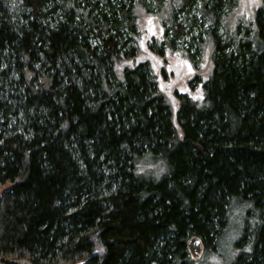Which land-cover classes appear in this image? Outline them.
Wrapping results in <instances>:
<instances>
[{
  "label": "trees",
  "instance_id": "obj_1",
  "mask_svg": "<svg viewBox=\"0 0 264 264\" xmlns=\"http://www.w3.org/2000/svg\"><path fill=\"white\" fill-rule=\"evenodd\" d=\"M230 2L0 0V259L203 264L187 240L213 253L236 220L232 264H264V4L165 81L192 57L176 14Z\"/></svg>",
  "mask_w": 264,
  "mask_h": 264
},
{
  "label": "rangeland",
  "instance_id": "obj_2",
  "mask_svg": "<svg viewBox=\"0 0 264 264\" xmlns=\"http://www.w3.org/2000/svg\"><path fill=\"white\" fill-rule=\"evenodd\" d=\"M69 1V0H68ZM123 2L124 0H118ZM164 1V0H163ZM264 0H231L230 5L223 3L221 12L218 13L216 23H213L210 14H201L199 6L192 7L186 12H179L176 14V22L183 28L182 33L174 42V48L185 51L188 50L189 55H181V52L176 54L181 55L179 57H173L172 60L179 61L183 59V62L178 63L179 67H172L167 72L168 89H181L183 88L184 80L190 78L194 74L193 71L199 69L205 71L208 64L210 54L207 44L210 39V31L223 41H234L242 37L238 31L251 30L253 28L252 21L256 9L262 7ZM82 6V5H81ZM205 15V16H204ZM148 27L150 32L156 36L161 37L159 22L152 21ZM161 40V39H159ZM191 69V70H190ZM182 83V84H181ZM7 188L3 186L0 188V194ZM236 220L228 227L227 231L223 235L221 248L213 253H203L200 262L203 264H232L233 256L236 255V248L233 246V238L237 232ZM93 255L102 258L104 255V249L100 242L93 237L92 238Z\"/></svg>",
  "mask_w": 264,
  "mask_h": 264
},
{
  "label": "water",
  "instance_id": "obj_3",
  "mask_svg": "<svg viewBox=\"0 0 264 264\" xmlns=\"http://www.w3.org/2000/svg\"><path fill=\"white\" fill-rule=\"evenodd\" d=\"M188 253L193 261H197L201 258L204 246L201 239L197 236L190 237L186 242ZM0 264H33L29 260L24 258L17 259H0Z\"/></svg>",
  "mask_w": 264,
  "mask_h": 264
},
{
  "label": "snow or ice",
  "instance_id": "obj_4",
  "mask_svg": "<svg viewBox=\"0 0 264 264\" xmlns=\"http://www.w3.org/2000/svg\"><path fill=\"white\" fill-rule=\"evenodd\" d=\"M191 70V69H190Z\"/></svg>",
  "mask_w": 264,
  "mask_h": 264
}]
</instances>
